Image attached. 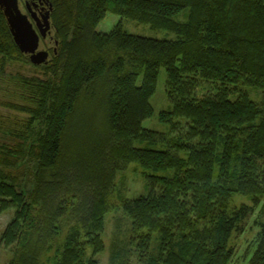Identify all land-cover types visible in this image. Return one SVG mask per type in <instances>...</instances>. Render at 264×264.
Listing matches in <instances>:
<instances>
[{
	"label": "trees",
	"instance_id": "obj_1",
	"mask_svg": "<svg viewBox=\"0 0 264 264\" xmlns=\"http://www.w3.org/2000/svg\"><path fill=\"white\" fill-rule=\"evenodd\" d=\"M47 1L54 46L32 64L41 77L4 72L30 60L0 8V88L4 105L23 114L0 123L8 264H99L108 195L126 162L150 188L121 206L143 263L228 264L233 232L264 196V0ZM107 12L176 37L131 34L121 21L99 32ZM161 68L172 109L160 119H184V139L142 126ZM201 81L216 90L198 94ZM248 88L260 89V101ZM164 142L174 149L151 147ZM234 194L251 203L231 206ZM254 245L248 264H264V225Z\"/></svg>",
	"mask_w": 264,
	"mask_h": 264
},
{
	"label": "rangeland",
	"instance_id": "obj_2",
	"mask_svg": "<svg viewBox=\"0 0 264 264\" xmlns=\"http://www.w3.org/2000/svg\"><path fill=\"white\" fill-rule=\"evenodd\" d=\"M19 8L25 11L21 0ZM178 20L186 19V10L181 12ZM121 21L123 28L131 34L174 39L175 33L169 30L154 28L149 23L140 22L129 17L119 16L117 14L107 12L105 17L97 24L96 30L99 32H108L116 23ZM52 36V33H51ZM40 44L39 49H46L47 46L53 47V38H49ZM29 60V59H28ZM4 72L10 75L20 74L23 76L41 77V73L32 65L31 62H7L4 67ZM166 73L163 68L158 72L155 92L150 97L152 105V114L143 120L142 126L147 129L165 134L167 140L184 139L188 124L182 118H176L177 124L171 126L169 122L160 119V114L163 111L172 109V104L167 97L166 92ZM216 90L214 84L201 81L197 89L198 94L206 91L214 92ZM250 97L255 101H260L262 93L260 89H247ZM8 100L3 90L0 88V123L6 124L16 122L23 115L21 112L9 108L4 103ZM151 147L155 149H174L167 142L155 143ZM185 156L184 152H179ZM32 169L31 162H28L26 170ZM31 176L25 175L24 181L30 182ZM150 188L146 184V178L142 173L141 168L134 162L122 163L115 176V184L110 194L108 195L107 211L104 216L105 225L102 233L104 241V249L97 253L96 257L99 264H144L140 259L139 252L135 244H131L128 239L131 230V220L122 210V203L127 199L135 198L139 195H147ZM241 203L250 204V197L243 194H234L232 197L231 206H238ZM12 217V209L0 213V234ZM264 225V196L260 203L254 207L253 212L243 222V230L241 232H233L229 245L233 247L234 253L228 264H248V259L255 248V239L257 233L261 231ZM158 241L152 238L150 249L157 248ZM154 252V251H153ZM90 254V247L87 249V255ZM114 255V257H112ZM12 256V249L5 247L0 243V264H8ZM114 258V260H112ZM49 264V263H48Z\"/></svg>",
	"mask_w": 264,
	"mask_h": 264
},
{
	"label": "water",
	"instance_id": "obj_3",
	"mask_svg": "<svg viewBox=\"0 0 264 264\" xmlns=\"http://www.w3.org/2000/svg\"><path fill=\"white\" fill-rule=\"evenodd\" d=\"M0 8L6 19L8 28L19 50L29 55L34 65L44 63L49 56L47 50L39 49L40 36L45 38L50 30L49 11L43 16L39 31L33 27L28 16L19 8V0H0ZM51 8V5H50Z\"/></svg>",
	"mask_w": 264,
	"mask_h": 264
},
{
	"label": "flooded vegetation",
	"instance_id": "obj_4",
	"mask_svg": "<svg viewBox=\"0 0 264 264\" xmlns=\"http://www.w3.org/2000/svg\"><path fill=\"white\" fill-rule=\"evenodd\" d=\"M21 3L23 4V7L25 9V11H22V10L21 11L28 16L33 27L38 32L39 31L38 26L41 27L43 16L45 15L46 11H49V12L51 11V8H52V7L50 8L51 4L47 0H21ZM49 21H50V14H49ZM51 33H52V25L50 23V30L47 31L45 38L40 36L39 46L47 38H49V40L51 41V38H52ZM45 50H47L48 53L50 54L48 48H46ZM26 55L28 56V59H29V55L28 54Z\"/></svg>",
	"mask_w": 264,
	"mask_h": 264
}]
</instances>
